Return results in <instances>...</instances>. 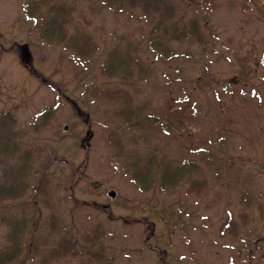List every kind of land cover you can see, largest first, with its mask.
I'll list each match as a JSON object with an SVG mask.
<instances>
[{
	"label": "rangeland",
	"instance_id": "374dc122",
	"mask_svg": "<svg viewBox=\"0 0 264 264\" xmlns=\"http://www.w3.org/2000/svg\"><path fill=\"white\" fill-rule=\"evenodd\" d=\"M165 1L199 34H159L156 52L147 36L160 12L147 19L139 6L102 0H0V122L10 123L18 150L32 151L31 182L47 178L39 227L51 255L27 264H94L62 253L76 235L80 247L86 237L103 242L105 264H264V242L248 247L264 234V0H210L208 10L198 0ZM46 12L52 18L35 20ZM86 34L96 48L81 64L65 45ZM63 36L66 44L54 42ZM113 44L117 60L133 49L140 72L130 62L125 79L100 73ZM101 87L125 90L128 101L91 94ZM143 105L163 122L129 127L115 113ZM20 153L1 159L0 174L16 177ZM183 158L195 159L200 190L142 188L150 173L170 176L173 187V162ZM132 161L138 177L127 173ZM32 193L28 186L0 202V247L11 229L1 213L28 220ZM226 216L237 234L220 231Z\"/></svg>",
	"mask_w": 264,
	"mask_h": 264
},
{
	"label": "trees",
	"instance_id": "16d2710c",
	"mask_svg": "<svg viewBox=\"0 0 264 264\" xmlns=\"http://www.w3.org/2000/svg\"><path fill=\"white\" fill-rule=\"evenodd\" d=\"M102 2L104 4L107 3L116 6L117 10L122 9V3H125L126 7L129 10L135 6H139L142 8V11H140L141 13L140 15H142V17H145L147 19L148 17H150V15L153 12H160L161 16L156 18V22L159 23L155 24L154 27L150 28V33L147 36V44L152 51L159 52L164 48L158 37L159 34H163L167 36L168 33H173L175 38L188 37L190 34H199L197 29L192 30V32L189 33L188 21L180 22L179 20L174 19L172 17V14H174V8L172 10L173 4H169V3L167 4L165 0H102ZM197 2L205 10H208L209 4L211 3L210 0H198ZM210 5L212 6V4ZM27 15H32V14L27 13ZM33 16L35 20L38 22H41L42 20H46L47 17L52 18L49 12H46V14L44 13H39L38 15L33 14ZM56 25L57 23H55L53 28H50L51 30L42 31V33L44 34L45 33L50 34L52 32L54 33V28ZM58 30L61 29L58 27ZM55 41L57 43H65V44L67 42L64 36L55 39L54 42ZM65 46L74 50V56H72V58L77 63H81V64H88L90 62L92 53L96 48V44L92 42L91 36L87 34L82 35L81 37H74L73 43H71L70 45L66 44ZM132 47L135 46L132 45ZM116 48L117 47H115L113 44L111 50L108 51L107 61L105 63L100 64L99 66L100 73L107 76L114 75L115 77L120 75L121 78H124L123 76H127V77L132 76L133 68L130 62L132 63L133 66L137 65V71L140 72L142 65L140 61L136 57H134L133 49H130L129 47V49L125 50L124 53L125 58L122 59L119 58L117 60L116 58H114ZM136 76L141 77L142 75L137 74ZM113 88L101 87L98 90L94 88L92 89L91 94L98 96L101 99H107L108 101L111 100L113 101V99L116 100L122 98L124 99V102L126 100L128 101V94L125 90H122L121 88H116V89ZM144 107L145 105H143L141 109H137V111L121 108L120 110H115V113L116 114L119 113L122 116V120L126 121L123 122L124 125L129 127L133 125H141V123L144 125V122H149V123L163 122L158 115L155 116V115L142 113L141 111L143 110ZM46 112L48 113L49 110H47ZM113 116L116 115L114 114ZM0 126L3 127L6 125L0 122ZM9 126L10 123L8 126L3 127L6 129V135H2L0 130V161L1 159L8 157L7 154L15 153V152L17 153L21 152L19 155L24 160L23 163L19 165L20 169L18 170V172L16 171L13 172L16 175L15 178L10 179V176L7 173L0 174V202L4 200H8L9 198L15 199L19 197L24 193L25 187L28 188V186H31L33 188V193L31 195L30 203L33 204L34 211L30 214L29 219L26 221H24L23 219H15L12 221L10 216L6 217V215H8L9 212H11L9 211V209L1 213L2 216L1 222L4 223L5 225L10 226L11 229L9 233L10 235L7 234L5 237L6 243L2 247H0V264H27L26 263L27 259L33 260L34 257L40 255L46 257L48 253H43V252L51 248L46 245L48 241V234H46L47 232L46 233L45 231L42 232L39 227L40 224L39 219L41 215L40 209L38 207V203L40 201L39 195L42 192H44L46 189L47 178H45V176L42 175L37 180V182L35 183L31 182L30 174L32 170V161H33L31 159L32 151L31 150L29 151L28 149L24 151L18 150L19 147L17 141L15 140L14 135L9 132ZM109 135L114 136L113 134H109ZM118 146L120 147V144ZM15 149L17 150L15 151ZM147 159L148 161L150 160L157 161L159 166L165 163V160L163 159L157 160L156 157L153 156L152 157L149 156ZM205 159L206 161H210V157H205ZM136 163L137 162L132 161L130 164L131 167L127 169L128 170L127 173L129 177H133V175L137 177L140 176V174L138 173L141 167L136 166ZM140 166H142V164H140ZM173 168L175 170L173 187H170V182H171L170 176L167 177V180H164L161 176L155 177L152 173H150L148 174L147 181L144 184V187L142 188H145L147 186L149 187V185L153 186L154 184H156L161 190L164 191L178 189V188H184L186 192L188 190H193V191L197 189L200 190L203 183L201 181L195 182L193 179L195 172L194 170L198 169L194 158H183L178 161H175V163L173 162ZM80 172H81V168H74V176H79ZM20 179H23L25 182L18 181ZM192 179L193 181L191 182ZM191 183L192 186H190ZM19 189H22V191H19ZM53 222H57V221L54 220ZM58 229H60V227ZM220 231L222 233L229 231L230 233L233 234H237L238 232L237 227L234 225V221L227 216L220 227ZM23 232H26L27 235L22 236ZM72 235L73 234H69L68 237L70 238ZM86 238H87L86 239L87 242L81 244L83 246L80 247L78 245L77 235L75 237H71V240H69L68 244H64L62 248L60 247L62 249L61 251H63L62 253H67L70 254L71 256L80 255L79 253H85L86 256L83 257V260L85 262L88 263L95 262L94 264H105L107 255L104 252L105 249L102 247L103 242H99L98 244H96L97 239L95 242L90 237H86ZM65 239L67 240L66 237ZM259 240L264 242V234L249 241L248 247H250V250H252L253 247L254 248L257 247L256 245ZM260 246L261 249H263L264 243L263 245ZM53 249H59V248L56 246ZM50 255L51 254H48V256Z\"/></svg>",
	"mask_w": 264,
	"mask_h": 264
},
{
	"label": "water",
	"instance_id": "95a60500",
	"mask_svg": "<svg viewBox=\"0 0 264 264\" xmlns=\"http://www.w3.org/2000/svg\"><path fill=\"white\" fill-rule=\"evenodd\" d=\"M64 127H66V125H64ZM108 194H110V195H114V189H110L109 191H108Z\"/></svg>",
	"mask_w": 264,
	"mask_h": 264
}]
</instances>
